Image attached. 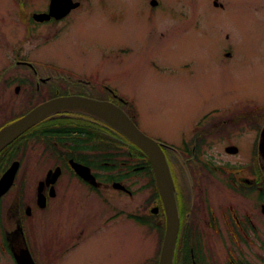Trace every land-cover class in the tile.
Listing matches in <instances>:
<instances>
[{
	"label": "rangeland",
	"instance_id": "374dc122",
	"mask_svg": "<svg viewBox=\"0 0 264 264\" xmlns=\"http://www.w3.org/2000/svg\"><path fill=\"white\" fill-rule=\"evenodd\" d=\"M45 1L26 0L18 6L16 0H0V70L11 56L20 55L91 73L135 103L140 131L170 142L178 140L179 128L197 117L199 109L228 108L226 118L231 120L235 114L241 122H230V137L208 144L209 150L230 163L248 159L251 141L262 127L249 131L245 121L264 105V0H216L223 8H215V0H157L155 9L150 0H74L80 6L61 25L38 27L30 35L31 30L16 19L17 9L23 14L41 10ZM62 13L52 16L59 18ZM226 50L231 56L223 58ZM6 90L12 108L3 117L0 113L1 121L21 114L24 104L12 88ZM229 145L238 148L236 155L225 153ZM29 149L38 163L41 148ZM47 166L43 163L36 171ZM36 177L38 181L44 173ZM145 183H151L146 175H133L126 184L131 197L107 186L100 197L110 200L109 207L83 209L85 201H93L83 193L72 198L82 202L46 214L37 227L44 242L50 240L43 229L65 234L81 217L86 230L90 227L79 250L56 264H147L154 259L160 239L153 227L126 222L121 216L145 213L150 206L147 193H151ZM109 216L112 220L107 223ZM96 226L98 231L92 234ZM44 255L51 262L50 255L56 256L49 255L47 248Z\"/></svg>",
	"mask_w": 264,
	"mask_h": 264
},
{
	"label": "flooded vegetation",
	"instance_id": "af4514ba",
	"mask_svg": "<svg viewBox=\"0 0 264 264\" xmlns=\"http://www.w3.org/2000/svg\"><path fill=\"white\" fill-rule=\"evenodd\" d=\"M16 1L18 6L26 2ZM148 2L152 9L159 6H153L152 0ZM49 4L50 0H46L44 9L26 14L22 13L21 8L17 9L16 19L21 21L20 26L31 30V35L38 27L61 25L76 9L62 18L35 20L33 14L48 12ZM213 4L215 8H223L216 0ZM222 55L228 58L231 53L226 50ZM8 74L12 76L4 80ZM7 87L12 88L15 95L21 96L24 103L20 108L22 113L57 97L80 96L115 104L137 126V108L134 110L124 106L119 94L101 84L99 78L91 73H79L20 55L11 56L0 70L2 117L7 109L12 108L4 96ZM198 111L197 117L179 128L177 141L150 137L173 146L165 154L175 185L180 221L175 261L179 264H264V173L257 151L260 133L251 141L252 149L246 161L230 163L219 157L217 159L209 150L210 145L227 141L230 137L229 123L237 125V121L241 120L235 114L230 115L231 120L229 116L226 118L228 108H202ZM244 111L239 110L241 114ZM15 116L0 120V128ZM245 123L249 131H254L259 127L260 113L256 112ZM118 140L114 132L100 121L69 112L49 116L8 146L0 159V177L14 162L17 163V171L12 187L0 198V264H18L15 258L25 249L34 264L59 263L69 253L79 250L85 233L90 234V227L86 230L85 219L81 217L76 226L66 228L65 234L43 229L50 240L44 242L37 227L41 226L39 222L44 220L46 214L61 212L63 206L71 208L73 203L82 202V199L74 201L72 198L83 193L93 197L94 201H85L81 205L83 209L93 205L97 208L109 207L110 200L100 197L107 186L131 197L133 193L126 184L133 175L143 174L151 181L145 161L137 160V156L127 147L121 145L115 149L111 145ZM33 146L41 148L38 163L31 149L26 150ZM71 162L85 167L90 179L86 181L78 176ZM43 163L48 168L37 172L36 167ZM57 168L60 173L54 182L40 185L47 173ZM37 173H44V177L37 181ZM115 184H120L126 190L121 187L116 189ZM148 184L145 183L146 190L150 187L151 193H147L146 203L149 202L150 206L145 208V213L121 216L126 222L133 221L146 228L149 225L145 223L151 218L154 221L151 227L158 238L163 227V213L158 207L157 215L151 216L150 210L157 203L153 186ZM110 218L107 217L105 221L108 223L112 220ZM94 230L92 234L98 231V226ZM44 248L48 249L49 255L52 252L56 255H50L52 262L44 255Z\"/></svg>",
	"mask_w": 264,
	"mask_h": 264
},
{
	"label": "water",
	"instance_id": "95a60500",
	"mask_svg": "<svg viewBox=\"0 0 264 264\" xmlns=\"http://www.w3.org/2000/svg\"><path fill=\"white\" fill-rule=\"evenodd\" d=\"M59 1L61 0H51L49 15L40 14L35 17L56 16L62 12L61 16L64 17L71 9L78 5L77 3L72 4L71 0H67L70 7L71 5L72 7H65L62 10L56 11L54 8H56ZM152 4L155 5V2H152ZM69 112L84 114L105 123L125 136L148 157L153 170L155 185L165 214V231L159 253L158 264H173L174 249L179 229V216L174 197V183L165 155L159 145L154 140L144 135L128 116L114 104L78 96L58 97L41 103L25 115L0 128V152L42 120L54 114ZM226 151L230 154H234L237 152V149L229 147ZM258 153L261 160V169L264 173V128L260 132ZM73 167L79 176L87 179L85 168L76 164H74ZM16 170L17 164L13 163L1 176L0 197L3 196L12 186ZM51 175L52 179H50ZM57 176L58 170L50 172L46 177V183L53 182ZM155 212L157 213V210L153 211V213ZM16 260L19 264H33L27 250L21 252L20 257H16Z\"/></svg>",
	"mask_w": 264,
	"mask_h": 264
},
{
	"label": "trees",
	"instance_id": "16d2710c",
	"mask_svg": "<svg viewBox=\"0 0 264 264\" xmlns=\"http://www.w3.org/2000/svg\"><path fill=\"white\" fill-rule=\"evenodd\" d=\"M23 114V113H22ZM21 114V115H22ZM261 114L263 115L264 114V108H262V111H261ZM19 117V116H18ZM263 122V121H262ZM263 124V123H262ZM261 127V126H260ZM116 135H117V137H120V138H122V140L124 141V143H123V145L124 146H129V148H131V150H136L137 148L133 145V144H131L130 142H128L124 137H122L119 133H115ZM118 142H114V143H112L111 145L113 146V147H115V149H119L117 146H118ZM131 146V147H130ZM8 150V148H6L3 152H1L0 153V159H1V157L6 153V151ZM138 150V149H137ZM139 155H141V156H143L144 157V155L141 153V154H139ZM148 163V162H147ZM149 164V163H148ZM146 169H148L149 170V174H150V176H151V178H152V172H151V167H150V165H147V168ZM152 184H153V180H152ZM154 187V193H155V195H156V198H158V194L156 193V189H155V185H153ZM150 225H151V222H150ZM163 230H164V227H162L161 228V234H160V244H161V241H162V236H163ZM157 258H158V253L156 254V256H155V258L153 259V263L152 264H157ZM174 264H179L178 262H176L175 260H174Z\"/></svg>",
	"mask_w": 264,
	"mask_h": 264
},
{
	"label": "bare ground",
	"instance_id": "6f19581e",
	"mask_svg": "<svg viewBox=\"0 0 264 264\" xmlns=\"http://www.w3.org/2000/svg\"><path fill=\"white\" fill-rule=\"evenodd\" d=\"M65 7H70V5L68 4V1L67 0H61V1H59L58 3H57V5H56V8H54V10H62V9H64ZM71 7H72V5H71ZM70 7V8H71ZM66 10V9H65Z\"/></svg>",
	"mask_w": 264,
	"mask_h": 264
}]
</instances>
